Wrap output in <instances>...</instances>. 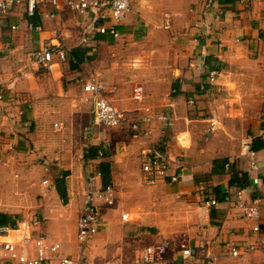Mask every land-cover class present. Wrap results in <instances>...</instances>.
<instances>
[{
  "label": "crops",
  "instance_id": "1",
  "mask_svg": "<svg viewBox=\"0 0 264 264\" xmlns=\"http://www.w3.org/2000/svg\"><path fill=\"white\" fill-rule=\"evenodd\" d=\"M130 3L119 37L95 33L86 43L81 18L63 4L55 20L30 18L24 7L2 15L0 212L17 216V224L40 215L36 234L60 240V254L81 257L80 264H131L146 246L159 243L169 246L166 264H187L183 244L195 255L193 264L262 261L259 249L237 257L232 248L259 238L234 194L244 188L249 201L264 195V0ZM73 14L79 24L69 21ZM167 14L169 29L162 26ZM30 20L43 30H30ZM56 29L69 47L68 59L43 70L33 52L47 39L57 43ZM199 58L212 65L222 60L224 67L205 89L191 66ZM91 77L104 83L122 124L96 122L92 101L84 100ZM150 146L172 159L170 174L177 181L145 179ZM250 150L259 171L251 169ZM103 162L109 163L107 184L116 203L99 210V232L81 245L82 198L92 185L106 186ZM213 197L219 203L209 223L201 224L200 205ZM261 212L264 233V201ZM35 251L32 244L30 253Z\"/></svg>",
  "mask_w": 264,
  "mask_h": 264
},
{
  "label": "built area",
  "instance_id": "2",
  "mask_svg": "<svg viewBox=\"0 0 264 264\" xmlns=\"http://www.w3.org/2000/svg\"><path fill=\"white\" fill-rule=\"evenodd\" d=\"M245 1V0H242ZM63 4L69 11L81 18V41L86 43L95 33H112L115 37L120 36L118 28L119 22L131 11L130 0H0V16L8 14L12 10L24 7L26 14L30 18L45 16L55 20L59 16V10ZM30 30L42 31L43 25L30 20L27 24ZM169 29L172 26L171 17L167 14L162 25ZM13 29L18 25H13ZM55 38L59 41L54 43V39H47L40 47L33 52V60L43 69L50 70L56 59L66 61L68 59L69 47L63 40V34L59 29L54 31ZM224 44L220 42L219 46ZM196 76L200 79L201 89L206 88V84H215L224 74L222 60L214 65L209 64L204 58H199L191 64ZM105 85L97 77H91L84 85L85 101H92L95 120L104 126H117L125 119L120 110L104 94ZM139 97V95H137ZM4 94L0 93V100ZM194 99L191 100L193 102ZM62 124V123H60ZM55 123V127L63 128V125ZM135 128V126H134ZM250 165L252 170L259 171L261 165L255 159V152L250 150ZM103 151L99 152V157L103 156ZM172 159L164 154L156 146L147 149L143 160L144 177L149 182L164 181L171 177L172 181H177V174H170ZM97 175L101 172L97 171ZM259 183V178L253 179ZM44 183H48L45 180ZM246 189L240 188L234 194L236 206L241 210L244 217L254 221L253 230L259 235L258 242L242 247H233L232 254L237 257L246 256L250 252L259 249L264 254V233L262 232L259 219L262 215L261 207L264 195L249 201L245 196ZM116 203V192L111 184L103 187L88 188L82 198L80 214L78 218V241L85 245L95 236L101 227L99 210L104 207L114 206ZM219 200L215 197L205 200L200 205L198 220L201 224H208L211 210L218 205ZM128 214H123L124 220L128 219ZM40 222L38 220H26L18 223L15 227L0 225V264H51L57 259L58 264H80L81 257L73 258L68 255H61L60 251L63 243L56 238H48L43 234H36L35 227ZM34 244L36 251L30 253V246ZM169 246L166 243L150 244L139 253L131 264H166L169 260ZM181 258L187 264L195 262V255L192 249L183 244ZM178 258L174 257L172 262ZM252 264H264L262 261Z\"/></svg>",
  "mask_w": 264,
  "mask_h": 264
},
{
  "label": "trees",
  "instance_id": "3",
  "mask_svg": "<svg viewBox=\"0 0 264 264\" xmlns=\"http://www.w3.org/2000/svg\"><path fill=\"white\" fill-rule=\"evenodd\" d=\"M79 53L76 54L78 56ZM93 155H96L95 152H92ZM101 171L103 175V179L105 180V183L107 185L109 181V163L108 162H103L101 163ZM59 189V188H58ZM62 191L61 189H59ZM17 216L5 212H0V225H9L12 227H15L17 225Z\"/></svg>",
  "mask_w": 264,
  "mask_h": 264
},
{
  "label": "rangeland",
  "instance_id": "4",
  "mask_svg": "<svg viewBox=\"0 0 264 264\" xmlns=\"http://www.w3.org/2000/svg\"><path fill=\"white\" fill-rule=\"evenodd\" d=\"M69 19V21H72L73 23H76V24H79L77 21L79 20V18H77L76 16H74V14L73 15H71V17L70 18H68ZM0 22L1 23H4V21H3V16H0ZM80 26L78 25V28H79ZM81 29V27L79 28V30ZM40 69V68H39ZM63 84V82L62 81H60V83H59V86H61ZM50 95H52V94H50ZM59 95V90H58V88H57V90H56V92L54 93V96H58ZM60 102V101H59ZM33 217H34V219L33 220H38V221H40V220H43V219H40V215H38V214H33L32 215ZM113 249H110V251H112ZM105 262V261H104ZM109 264H111V263H109Z\"/></svg>",
  "mask_w": 264,
  "mask_h": 264
}]
</instances>
